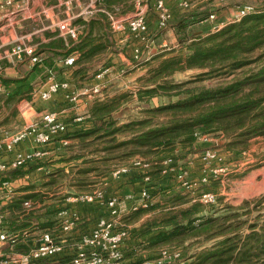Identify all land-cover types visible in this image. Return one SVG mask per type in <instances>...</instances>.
<instances>
[{"label": "trees", "instance_id": "trees-1", "mask_svg": "<svg viewBox=\"0 0 264 264\" xmlns=\"http://www.w3.org/2000/svg\"><path fill=\"white\" fill-rule=\"evenodd\" d=\"M131 1L95 0V4L108 11L116 7L123 11L131 8ZM244 4L251 5V11L205 34H193L188 29L197 20L191 19L193 13L177 22L179 47L157 55L162 59L148 71L145 83L137 90V98L144 102L157 95L168 96V101L147 106L140 117H129L121 122L111 116L112 102H94L90 106L82 119L90 125L76 130L75 136L83 145L102 142L100 148L105 154L88 160L84 159V154L75 155L83 157V163H87L76 170L77 174L81 173L75 181L77 186L88 183L83 175L89 172L110 178L111 164L132 156H140L150 163L151 169L138 179H144V175H148L149 180L163 178L162 159L174 160L180 150L192 147L203 133L219 131L224 134L225 141L220 146L237 155L246 149L252 136H264V0ZM209 13L202 18H207ZM97 14L108 21L105 12ZM76 21L86 23L81 18ZM87 45L88 36L67 49L63 58L78 51L75 63L101 49L100 45H93L84 52ZM193 67L202 71L183 81L170 79L176 71ZM23 85L25 80L19 87ZM55 172L58 169L50 173L47 184L56 181ZM166 186L149 192V199L159 196L156 202L147 207L139 206L124 216L131 221L145 212L161 211L160 216L144 220L139 228L128 229L125 240L132 237L135 242L129 249L123 248L121 264H142L147 260L138 253L140 245L157 249L154 256H149L156 258L162 247H178L195 238L202 240L199 249L190 257L194 264H264V219L250 222V230L241 234V222L234 221L239 213L230 205L224 207L229 211L211 213L210 204L201 202L198 193L191 195L189 191L177 189L168 193L171 188ZM35 196L38 194L29 197ZM24 198L15 197L1 208L4 213L2 229L8 232L29 230L39 219L40 213L33 210L26 213L22 209ZM7 210L9 215H6ZM53 212H45L46 220L40 226L50 230L54 222L56 224ZM215 238L221 239L206 245ZM21 239L19 235L14 245Z\"/></svg>", "mask_w": 264, "mask_h": 264}, {"label": "crops", "instance_id": "crops-1", "mask_svg": "<svg viewBox=\"0 0 264 264\" xmlns=\"http://www.w3.org/2000/svg\"><path fill=\"white\" fill-rule=\"evenodd\" d=\"M75 1L12 0L10 4H4L0 0V43L5 44L16 40L33 43L36 45L37 52L41 57V60L33 65L27 56L14 61H2L0 67V84L3 86L0 92V133L20 129L32 120L38 119L46 111L56 112L59 118L65 122L69 123L72 120L81 127L87 126L88 124L82 125L80 122L87 115L86 111L92 104H89L87 109H84L86 106H84V103L82 104L83 100L87 101L92 96H98L97 100H103V89H108L109 85L116 80H122L119 86L121 91L119 92H129L131 89H126L127 84H125L124 80H135L137 82L138 78L145 73V71H137L139 70L137 68L135 71H129L125 75H120V68L116 67L117 65L114 64V61L117 59L121 62L130 63L131 61L128 58L133 57L134 48L145 45L144 40L147 36L143 39L141 35L136 36L129 33L128 35L126 32H119L116 35L111 32L108 21L101 19L97 12L91 11L94 14L86 17L84 9L75 11ZM214 1L192 0L190 8L187 9L188 11H184L178 7L176 0H166L171 8L172 18L166 27L160 28L153 9L154 0H148L149 9L152 11H149L147 16V35L152 34L153 36L157 34L161 40L159 48L153 45L149 48L148 52L154 54L165 49L179 47L177 22L182 17L187 16L188 13H193L191 19H197L192 24L199 25L194 31L195 34H205L212 31L211 25L213 22L208 18L202 17L205 13L207 14V12L214 10L211 6ZM230 1L221 5L217 11L215 10V22L223 25L231 22L236 16L237 9L243 5L239 0ZM77 18L84 19L86 23L77 22ZM61 22H69L76 26L78 28V38L73 39L68 35L60 33L57 25ZM122 33H126V35L120 37ZM87 36L88 45L83 49L84 52L93 45H100L101 49L82 61L75 62L73 65H66L63 58L64 52L67 49H71ZM60 41H62L61 46H59ZM69 54H75L77 58L80 52L73 51ZM98 57L106 61V65L103 69L94 72L95 66L89 63V61ZM49 71H60L57 74L58 77L68 80L70 86L73 83L76 84L77 90L74 91H77V97L74 101L67 100L65 92L61 90L49 99H42L32 94V90L43 86L44 79ZM22 80H25V85L19 87ZM94 88H98V91L92 92ZM107 89H104V93L108 92ZM63 144L64 142L61 137H54L46 144H37L33 137L29 135L16 143L12 150L6 151L0 149V162L12 160L18 153L27 154L34 149L43 151V155L40 158H33L20 167L10 168L6 171V178L15 187L13 198L24 196L23 200L34 199L29 196L39 190L36 189L37 184L38 188H40L39 184H42V182L43 184L46 183L51 176L50 173L54 170L53 167L43 165L41 162L60 155ZM237 169L239 170V168ZM142 174L143 170L131 168L128 173L117 179L104 176L102 183L104 184L105 194L112 195L113 193H117L116 195L123 196L133 193L138 195L142 189L148 192L160 189L165 182V179L162 178L152 180L138 179ZM30 186H33L34 189ZM48 186L49 184H47ZM172 191L168 190L167 192L171 193ZM73 194L75 193H69V195H65V197H61L60 199H43L41 204L32 209L34 212L40 213L41 216L32 223L29 230H26L27 236L22 237L18 244L12 246L5 241L0 242L3 254L5 256H13L14 254L20 256L27 253L40 231L48 228L47 226H40V223L46 220L44 216L45 212L53 210V217L57 220L58 212L61 209H74L77 211L79 219L76 221L73 229L67 232L57 231L54 222L49 230L55 234L58 240H62L65 244V251L62 256L69 257L73 251L75 235L80 232L91 231L98 219L106 213L104 205L69 199ZM158 199L159 196H156L151 198L150 201L154 203ZM5 204L0 202V210ZM130 204V201H126L124 205L127 208L126 213L130 211L128 209ZM27 212L30 211L28 210ZM6 215H9L8 210L6 211ZM145 215L146 218L150 213ZM143 221L144 219L141 216L134 224L136 229L140 227ZM134 242L135 238L128 237L123 243V248L125 250L129 249ZM41 263L44 264L45 262L42 261Z\"/></svg>", "mask_w": 264, "mask_h": 264}, {"label": "rangeland", "instance_id": "rangeland-1", "mask_svg": "<svg viewBox=\"0 0 264 264\" xmlns=\"http://www.w3.org/2000/svg\"><path fill=\"white\" fill-rule=\"evenodd\" d=\"M145 1L148 3V0ZM210 1L212 0H209L208 2ZM239 1L242 2L241 4L249 3V2L252 3V0H239ZM229 2L231 1L215 0L213 2V5L211 6L214 9L213 11L216 12L221 5ZM74 5H75V11L84 9V11L86 12L84 13V15L86 17L94 14L93 12H91L92 10L90 6V0H76L74 2ZM132 9L133 8L131 4L130 9L123 11L120 10V13L126 14L131 12ZM234 9L236 8L234 7ZM149 11L152 10L149 9ZM184 11H188V10H184ZM198 27L199 25H190L188 29L191 32H193V34H195L194 31ZM110 30L112 33L116 35H118L119 33L117 31H113L111 27ZM126 33H122L120 37L126 35ZM143 37H144L143 39L146 38L144 40L145 42L144 44L146 46L142 45L141 47H138L139 49H141V51L137 56L135 55V49L137 47L134 48L133 57L128 58L131 61L130 63L121 62L120 60L117 59H115L114 61V64L117 65L116 67L120 68L119 69L120 75H125L129 71H135L137 70V68H139V70L137 71H145V73L138 78L137 82L135 80H124L125 84H127L126 89H131V91L119 92L121 91L119 89V86L120 83H122V80L119 81L116 80L115 82L109 85L108 89L104 88L107 89L108 91L107 93H104L105 90L103 89V95H102L104 96L103 100H97L98 96L97 97L92 96L87 101L83 100L82 104L84 103V106H86V108L84 109H87L89 104H93L94 102H103L107 100L109 102H112L111 116L116 117V119L119 120V122H121L122 120L124 121V119L129 117H140L141 115L144 114V109L147 106L159 105L170 99L168 98V96H163V95L154 96L148 102H144L137 98V90L140 87H142L143 84L145 83L144 78L146 77V74L152 67L157 65L158 62L162 59L161 57H157V55L160 54V52L154 54H152V52H148L149 48H151L153 45L159 48V44L161 43V40L158 38V35L154 34L152 36V34L147 35V33H145ZM174 48L165 49L164 52L171 51ZM172 52H170L169 54H171ZM89 63L95 66L94 72L98 71L99 69H103L106 65L105 64L106 61L102 60L100 57L90 60ZM132 64L134 65L133 67ZM200 71H202V69L196 67L187 68L181 71H176L174 74L171 75L170 79L173 81H183L195 76V74H197ZM51 72L54 74V76L57 79H61L60 77L57 76V74L60 73V71L58 72L51 71ZM48 74L49 72L47 73L44 82L47 79ZM224 78L228 79L229 77H224ZM70 87L73 90H77V86L75 83H73V85H71ZM88 110L86 111V114H88ZM80 124L82 125L88 124L87 126H89L90 122L81 120ZM83 127L86 126L81 127L72 120H70L68 123L67 131L64 134H62V136H60L62 139L67 141L61 147V152H60L61 154L56 156L55 158L53 157L50 158V160H44L41 162L43 165L51 166V168L53 167L54 169L53 172L58 169V172L57 173L55 172L53 174L56 176L55 177L56 181L50 183L48 187L46 183L49 180H47V182L44 184L43 182L42 184H39L41 186L40 188H38V184H37L36 189L39 190L36 193L39 195L35 196L34 199H30L31 202L33 203V207L31 206L30 208H25L24 206H22L23 207L22 209L25 212L28 210L31 211L38 204H41V202H43L42 201L43 199L44 200L54 199V198L60 199L65 195H69L67 193L76 194L81 192H88L96 188H103L105 191V188L103 187L104 184L102 183L103 181L102 178L104 176L96 175L93 172H89L88 174L83 175V177H85L84 180L87 181L88 183L83 184L81 187L75 184L77 178L81 177V173L77 174L76 170L78 171V169H80L81 167L87 164V163L86 164L83 163V157H75V155L84 154V159L88 160V159H97L101 155L105 154V152L102 151L100 148L103 145L102 142H94L88 145H83V143H81V139L75 136V131ZM202 136L203 139L198 138V140L192 147L184 148L180 150V152L176 154L174 160L169 157H164L162 159V161L160 162L163 167L161 174H163L162 179H165V182L161 187V189H164L165 186L167 185L168 187L171 188L169 189L171 191L172 189L182 190L184 192L189 191L191 195H195L202 191H210L216 194V202L208 205L209 206L208 209L211 210V213H215L216 211H217L216 213H224L226 211H229L224 208L225 205H230L234 211H237L239 213V215L234 217V221L241 222L240 225L242 226V231L240 233L244 234L250 230L249 228L250 222L254 220L262 221L264 219V136L263 135L252 136L248 141L246 149L238 155L226 149V147L220 146L221 144L224 143L225 137L224 134H221L219 131H213V132L211 131L210 133H207L206 135H202ZM95 148H97V151L94 152L93 149ZM208 148H212L216 153V159L209 163L204 159H202L200 156L203 149H208ZM136 157L140 159L142 158L140 156H132L121 161L116 160L111 164V169L113 170L118 166H128L131 164L132 160H134ZM95 164L102 165L101 163L98 162L97 163L95 162ZM210 166L212 168L214 167L226 168V172L221 170L218 171L216 175L213 176L210 175V177H208L210 173L209 172ZM237 168H239V170ZM138 169L143 170L144 173L149 169H151V167L148 166L147 168H138ZM178 172H182V179L186 181L187 183L186 185H182L181 179L177 177ZM204 176L207 177L206 180L202 179ZM50 178L51 177H49L48 179ZM30 187L33 188V186ZM113 194H117V193H113ZM137 200H140V198H138ZM150 204L151 201H149V205ZM126 211L127 208H125V210L122 211L123 215L121 214L122 217H120L121 219L120 221L128 229L129 228L135 229L136 227L134 226V224L141 216L145 220L150 217H158L161 215V211L155 209L145 212L136 220L130 221L127 220V217H124L126 214L129 213V212L126 213ZM148 213H150V215L145 218L146 216L145 214ZM219 239L221 238L211 239L206 242V245H210L211 243H213L214 241H218ZM201 240L202 238H195L191 241L187 240L185 243L181 244V246L178 247L164 246L162 248L179 249L183 252V254L185 253L184 256L185 258L188 259L189 264L190 263L194 264V259L190 257L196 250L199 249L198 245ZM156 250L157 249L146 248L140 245L138 247V253L139 254L141 253L143 258L145 257V259H147L144 260L142 264H155L158 258L160 257V255H158L156 258L155 257L150 258L149 256L152 255L154 256V253H157L155 252ZM170 264H178V263L175 260H172Z\"/></svg>", "mask_w": 264, "mask_h": 264}, {"label": "built area", "instance_id": "built-area-1", "mask_svg": "<svg viewBox=\"0 0 264 264\" xmlns=\"http://www.w3.org/2000/svg\"><path fill=\"white\" fill-rule=\"evenodd\" d=\"M4 4H10L12 0H2ZM26 1V0H22ZM180 9L187 10L190 8L192 0H176ZM92 11H103L107 15L109 26L113 31L127 32L131 35H143L147 33V16L149 5L145 0H132V11L121 14L119 7L113 11H108L101 6L95 4V0H90ZM153 9L160 28L166 27L171 18L172 11L166 0H154ZM252 6L244 4L237 9L236 16L232 19L238 20L244 14L251 11ZM212 21L211 30H218L224 25L215 22L216 13L211 11L207 17ZM231 21V22H232ZM60 33L70 36L73 39L78 38V28L69 22H61L57 25ZM144 38V37H143ZM141 49H135V55L140 53ZM27 56L33 65L41 60L37 52V47L33 43L25 41H12L8 43H0V67L2 61H14ZM76 59L75 54H69L64 58L66 65H72ZM3 89L0 84V92ZM64 91L65 97L69 101H74L77 97L76 91L71 89L70 82L65 79H57L54 74L49 71L47 79L40 88L32 90V94L42 99H49L58 91ZM98 91L94 88L92 92ZM68 123L59 118L54 111L43 112L42 115L32 120L25 126L15 131H3L0 133V149L6 151L12 150L14 145L26 136H32L37 144H46L54 137H60L67 131ZM207 133L199 135V139ZM203 139V138H202ZM206 139V138H204ZM63 142L67 141L63 139ZM43 151L34 149L30 153H18L14 159L8 162H0V202L7 203L15 195V187L12 182L6 178V171L10 168H16L24 165L33 158H40ZM201 158L208 163L216 159V153L212 148L203 149ZM150 165L145 159L136 157L128 166H118L110 172L111 179H117L128 173L131 168H147ZM225 171L226 168L210 166L209 176L216 175L218 171ZM177 177L181 179L182 185H186V181L182 179V172H178ZM145 180H149L148 175H144ZM206 180L207 177H203ZM198 199L205 204L216 202V194L210 191H202L198 193ZM140 198V200H137ZM149 193L142 189L138 196L128 193L123 196L116 194L106 195L103 188H96L92 191L81 192L71 195L69 199L78 202L95 203L106 207V214L101 216L95 227L89 232H80L74 237L73 251L69 257L62 256L65 251V244L62 240H58L55 234L48 229L41 230L35 242L30 246L27 253L16 256H5L0 248V264H121L123 259V243L128 235V228L120 221L122 211L125 210L126 201H130L129 210L137 209L139 206L147 207L149 205ZM25 208L33 207L30 199L23 201ZM122 214V215H121ZM4 213L0 210V242L5 241L10 246L14 245L19 235L27 236V231L8 232L2 229V219ZM79 219L76 210L61 209L57 215L56 227L63 232L70 231ZM160 257L155 264H170L175 260L178 264H189V261L179 249L160 250Z\"/></svg>", "mask_w": 264, "mask_h": 264}]
</instances>
